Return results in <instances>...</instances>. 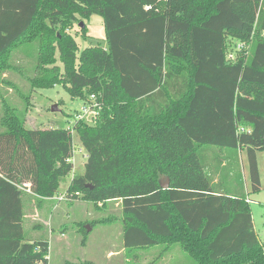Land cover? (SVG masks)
<instances>
[{
	"label": "trees",
	"instance_id": "1",
	"mask_svg": "<svg viewBox=\"0 0 264 264\" xmlns=\"http://www.w3.org/2000/svg\"><path fill=\"white\" fill-rule=\"evenodd\" d=\"M93 14L108 45L80 51L70 31ZM34 42L32 89L95 96L92 125L28 129L5 99L7 87L19 91L7 78L21 67L13 53ZM0 99V264H50L49 242L25 236L24 196H57L74 170L75 132L88 157L65 193L121 202L126 249L179 245L196 264H264L250 201L215 191L226 158L207 161L246 150L261 190L264 0H0Z\"/></svg>",
	"mask_w": 264,
	"mask_h": 264
},
{
	"label": "rangeland",
	"instance_id": "2",
	"mask_svg": "<svg viewBox=\"0 0 264 264\" xmlns=\"http://www.w3.org/2000/svg\"><path fill=\"white\" fill-rule=\"evenodd\" d=\"M81 24H84L85 31ZM70 34L75 38L80 51L91 46L106 48L108 45L104 20L98 14L74 23ZM239 47L231 50L232 58L236 57L235 49H240ZM38 51L39 45L35 42L24 44L15 50L12 62L21 67L8 73L7 78L19 91L7 87L5 99L17 109V114L25 120L28 129L72 128L79 116H83L85 102L80 98H72L60 85L32 89L30 79L26 77L30 76L36 66ZM27 96L29 100L26 101L24 97ZM1 102L2 99L0 113ZM54 105L58 107L57 112H52ZM92 115L91 113L85 118L91 125L94 123ZM73 139L74 170L61 179L57 196L37 201L38 203H30L28 196H24L25 236L33 242H49L50 264H196L179 245L126 249L122 206L119 201L111 202L107 206H96L84 201L81 196L65 201L57 199L67 191L72 179L83 175L85 171L88 153L76 132L73 133ZM219 156H225L226 167L211 177V180L216 179L212 184L213 189L250 198L254 228L259 238L264 241V151L257 154L262 186L257 192H251L252 181L246 150H221ZM87 227L91 228L89 232ZM111 251L115 255H109Z\"/></svg>",
	"mask_w": 264,
	"mask_h": 264
},
{
	"label": "built area",
	"instance_id": "3",
	"mask_svg": "<svg viewBox=\"0 0 264 264\" xmlns=\"http://www.w3.org/2000/svg\"><path fill=\"white\" fill-rule=\"evenodd\" d=\"M86 107L83 108V116H79L80 119H85L89 114H93V119H96L97 118V111L100 109V106L99 104L97 103L96 101V97L95 96H91L90 98V103L89 104H85ZM72 197H68L66 195V193L64 194H61L57 197V199L59 201H65V200H68V199H71Z\"/></svg>",
	"mask_w": 264,
	"mask_h": 264
},
{
	"label": "crops",
	"instance_id": "4",
	"mask_svg": "<svg viewBox=\"0 0 264 264\" xmlns=\"http://www.w3.org/2000/svg\"><path fill=\"white\" fill-rule=\"evenodd\" d=\"M241 151H243V150H241ZM215 154H217V153H213V152H210V154L208 155V157H207V161H208V163H210V164H213V163H216V164H218L219 165V163L222 161V157H220V156H218V155H215ZM88 157V156H87ZM258 158V157H257ZM225 166V161L223 160L222 161V164L220 163V167L222 168V167H224ZM214 182H216V179L214 180ZM261 188H262V186H261ZM246 192H247V188H246ZM252 192V191H251ZM248 193V192H247ZM247 199L251 202V200H250V198H248L247 197ZM255 229V228H254ZM258 235V234H257ZM259 237V236H258ZM260 239V238H259ZM261 240V239H260ZM262 242H263V240H261ZM112 254H114L115 255V253H114V251H111V252H109V255H112Z\"/></svg>",
	"mask_w": 264,
	"mask_h": 264
},
{
	"label": "water",
	"instance_id": "5",
	"mask_svg": "<svg viewBox=\"0 0 264 264\" xmlns=\"http://www.w3.org/2000/svg\"><path fill=\"white\" fill-rule=\"evenodd\" d=\"M81 27L84 28V24H81ZM57 111H58V107H57V105H54V106L52 107V112H57ZM169 186H170L169 181H166L165 184H162V188H163V189H168ZM87 230H88V232H89V231L91 230V228H90V227H87Z\"/></svg>",
	"mask_w": 264,
	"mask_h": 264
}]
</instances>
